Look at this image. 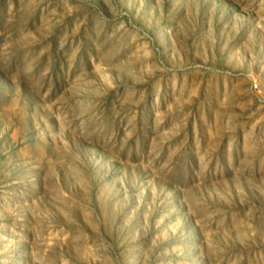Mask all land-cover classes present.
Wrapping results in <instances>:
<instances>
[{"label":"rangeland","instance_id":"1","mask_svg":"<svg viewBox=\"0 0 264 264\" xmlns=\"http://www.w3.org/2000/svg\"><path fill=\"white\" fill-rule=\"evenodd\" d=\"M0 264H264V0H0Z\"/></svg>","mask_w":264,"mask_h":264}]
</instances>
